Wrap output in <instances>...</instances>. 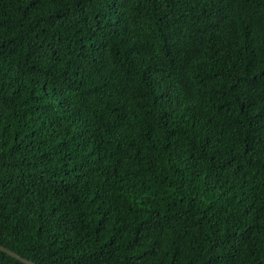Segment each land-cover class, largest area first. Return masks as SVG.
Segmentation results:
<instances>
[{
  "label": "trees",
  "instance_id": "trees-1",
  "mask_svg": "<svg viewBox=\"0 0 264 264\" xmlns=\"http://www.w3.org/2000/svg\"><path fill=\"white\" fill-rule=\"evenodd\" d=\"M0 245L264 264V0H0Z\"/></svg>",
  "mask_w": 264,
  "mask_h": 264
},
{
  "label": "water",
  "instance_id": "water-1",
  "mask_svg": "<svg viewBox=\"0 0 264 264\" xmlns=\"http://www.w3.org/2000/svg\"><path fill=\"white\" fill-rule=\"evenodd\" d=\"M0 252H2V253H4V254L8 255L9 257H11V258H13V259L19 261V262L22 263V264H35V263H33V262H31V261H29V260H27V259H24V258L20 257V256L17 255L16 253H14V252H12V251H10V250L4 248V247L1 246V245H0Z\"/></svg>",
  "mask_w": 264,
  "mask_h": 264
}]
</instances>
